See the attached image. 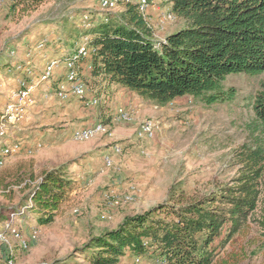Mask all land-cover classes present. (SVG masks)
<instances>
[{"label":"rangeland","instance_id":"374dc122","mask_svg":"<svg viewBox=\"0 0 264 264\" xmlns=\"http://www.w3.org/2000/svg\"><path fill=\"white\" fill-rule=\"evenodd\" d=\"M126 1L108 11L99 0H47L23 16L11 11L14 0L0 4V116L8 110L5 119L0 118L4 128L0 153L8 150L0 166V181L8 185L4 193L0 190V212L20 208L30 176L37 180L44 171L62 168L73 182L51 222L40 223L35 212H27L26 220L10 215L11 227L5 223L0 234V264L7 254L14 256L12 264H92L78 252L91 237L169 202L171 188L193 201L230 185L239 175L236 153L261 136L249 98L259 90L264 74L229 75L223 86L236 91L230 103L205 105L185 96L158 106L115 87L104 92L95 86L88 54L78 59L76 70L89 92L83 99L71 95L63 62L86 47L87 32L96 24L88 27L83 21L100 22L105 15H117ZM143 16L156 42L184 25L167 0H149ZM48 59L59 60V65L48 81L41 82ZM19 82L34 87L23 99L17 96L22 90ZM91 97L100 99L97 107L89 104ZM118 108L134 120L113 123L111 114ZM143 120L159 123L154 136H138ZM102 121L106 123L102 132L83 141L73 139L75 129ZM106 157L112 160L109 167ZM127 195L131 201L114 204L115 198ZM23 212L24 208L19 214ZM17 228L20 240L13 236ZM17 240H24L26 248H19ZM217 253L213 264H264V230L249 222ZM118 264L157 263L154 256L126 254Z\"/></svg>","mask_w":264,"mask_h":264},{"label":"trees","instance_id":"16d2710c","mask_svg":"<svg viewBox=\"0 0 264 264\" xmlns=\"http://www.w3.org/2000/svg\"><path fill=\"white\" fill-rule=\"evenodd\" d=\"M46 1L14 0L11 11L23 16ZM167 1L184 25L159 42L153 40L139 3L127 0L117 15L83 21L88 27L96 23L86 44L95 86L104 92L126 89L158 106L185 96L212 105L236 99L235 89L223 86L229 75L264 74V0ZM249 106L261 136L236 153L239 175L230 185L193 201L171 188L169 202L124 218L115 229L91 237L78 252L92 264H118L126 254L154 256L164 264H213L217 250L249 222L264 230V79ZM72 184L62 168L44 171L37 180L30 176L25 202L0 212V234L10 215L26 220L27 212H35L40 223L51 222ZM7 188L0 181L2 193ZM13 236L20 240L22 232L17 228ZM7 255L1 264L13 263L14 256Z\"/></svg>","mask_w":264,"mask_h":264},{"label":"built area","instance_id":"2783aa9c","mask_svg":"<svg viewBox=\"0 0 264 264\" xmlns=\"http://www.w3.org/2000/svg\"><path fill=\"white\" fill-rule=\"evenodd\" d=\"M125 0H99L100 6L102 9L104 10H112L114 9L116 6H118L119 4L123 3ZM5 2V0H0V4H3ZM138 3L140 4V11L143 15V11L145 10V8L147 7L146 4V0H138ZM174 15V14H173ZM175 16V15H174ZM168 20L172 19V16H168L167 17ZM88 50L86 49L85 45H82L80 48H78L77 50V54L73 57H70L68 59H65L63 62L64 68H65V80L66 82L69 84V91L71 92V95H73L74 97L77 98H85L86 95L89 92V88L87 85H85L79 78L78 72L76 70V64L78 63V59L81 57H86L88 56ZM59 65V60L56 59H48V62L45 64L44 69H43V73H42V77H41V82L42 81H48V79L54 74V70L58 67ZM20 85V90L17 93V96L20 98H25L29 95V93H31V90L34 89L33 86H27L25 82H19ZM36 85V84H35ZM59 96L61 98H65L66 95H64L63 93H60ZM108 97H106L104 99V101L107 99ZM89 104L91 106H95L97 107L100 104V99L96 98V97H91V99L89 100ZM2 113H5L4 115L1 114L0 118L1 119H5V116L8 115V110L3 111ZM134 120V118L128 113L126 112L124 109L118 108L113 114H111V121L113 123L115 122H125V123H129L132 122ZM2 124V123H0ZM105 129V125H102L101 123H97L96 125L93 126H88L85 128H81V129H75L73 131V139L74 140H78V141H83V140H87L89 138H92L93 136H95L97 133L102 132ZM158 129V125L155 124L153 121H146L143 120L141 122V126L138 132V136L139 137H152L155 134V131ZM4 135V128L2 125H0V140L2 138V136ZM8 153V150H3L2 153H0V166L2 165V158L5 157ZM115 154L119 153V149L118 148H114V152ZM104 162L106 164L107 167H109L111 165L112 160L108 157L104 158ZM131 196L127 195L125 196L123 199L119 200L118 198H115L114 200V204H118L119 202H129L131 201ZM11 217H13L11 215ZM12 224L10 223H6L5 226L6 227H11ZM20 245L22 249H25L27 246V243L23 240L20 241ZM138 261V259H137ZM157 264H164V262L160 261V260H156ZM9 264H12L11 262H9Z\"/></svg>","mask_w":264,"mask_h":264},{"label":"crops","instance_id":"0c3cea01","mask_svg":"<svg viewBox=\"0 0 264 264\" xmlns=\"http://www.w3.org/2000/svg\"><path fill=\"white\" fill-rule=\"evenodd\" d=\"M168 6L171 8V5L168 3ZM166 36H164L163 38H165ZM120 92H122V93H124V92H127V93H129L130 94V92L129 91H127L126 89H120V91H119V93ZM132 95V94H131ZM120 99H121V97H120ZM178 99V98H177ZM174 101H176V99L174 100ZM161 116V115H160ZM159 117V116H158ZM163 119H165V118H162L161 120H163ZM158 126H159V123H158ZM112 151V150H111Z\"/></svg>","mask_w":264,"mask_h":264}]
</instances>
